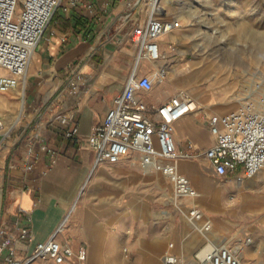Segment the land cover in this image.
<instances>
[{"label":"crops","instance_id":"0c3cea01","mask_svg":"<svg viewBox=\"0 0 264 264\" xmlns=\"http://www.w3.org/2000/svg\"><path fill=\"white\" fill-rule=\"evenodd\" d=\"M253 3L255 0H231L229 11L232 14L245 11L248 16H255L250 8ZM147 14L143 0H62L36 44L23 91L17 87L0 92V117L4 122L0 140L1 134L9 129L5 142L0 144L1 187L9 192L4 218L8 223L15 217L24 219L18 210L26 211L32 238L28 247L25 242L15 243L16 259L30 255L37 243L54 236L74 253L62 264H126L119 253L123 239L118 232L100 239L87 234L76 221L66 223L61 233L55 232L71 207L76 206L94 166L87 136L103 120L135 65L138 47L131 37L135 27L145 25ZM174 37L175 33L161 36V48ZM72 72L85 81L70 93L67 81ZM137 73L140 75L139 69ZM8 75L0 67V77ZM193 92L191 97L206 115L209 112L223 115L237 107L232 90L221 82L219 89L205 84ZM174 94V89L166 88L158 93L152 88L142 96L150 110ZM211 97L216 103L210 107L199 102V98ZM72 125L77 126V136L64 138V131ZM173 137L178 150L192 155L177 161L179 169L192 178L198 189L206 191L209 174L204 168L209 161L203 152L215 142L206 119L201 113L181 117L173 124ZM31 141L35 161L32 169L24 172L19 162ZM122 159L116 168H125ZM80 248L86 251L83 262L75 258ZM157 248L152 247L150 254L142 252L140 260L131 264H158L154 258ZM32 264L54 263L34 261Z\"/></svg>","mask_w":264,"mask_h":264},{"label":"rangeland","instance_id":"374dc122","mask_svg":"<svg viewBox=\"0 0 264 264\" xmlns=\"http://www.w3.org/2000/svg\"><path fill=\"white\" fill-rule=\"evenodd\" d=\"M230 1L159 0L162 18L178 22L172 31L175 37L162 45L161 63L157 64L167 73L158 82L157 70L142 59L140 76L153 80L152 88L158 93L174 89L173 96L184 93L194 97V88L208 84L219 89L221 82L232 90L236 105L242 92L258 90L264 85V0L251 4L255 16L245 11L232 14ZM202 103L210 107L216 102L211 97ZM122 160L125 168H116L120 161L92 166L67 224L76 221L87 234L100 239L118 232L123 239L119 253L126 264L150 254L154 246L158 247L154 258L160 264L168 244L181 259L190 261L192 253L208 239L227 245L234 254L238 251L240 257L235 256L240 264H264V167L237 184L216 177L208 162L204 192L178 167L198 196L176 199L167 179L158 173L145 174L136 155ZM8 193L0 179V228L12 222L4 218ZM192 206L209 221L208 232H201V225L187 218Z\"/></svg>","mask_w":264,"mask_h":264},{"label":"built area","instance_id":"2783aa9c","mask_svg":"<svg viewBox=\"0 0 264 264\" xmlns=\"http://www.w3.org/2000/svg\"><path fill=\"white\" fill-rule=\"evenodd\" d=\"M62 0H0V67L8 76L0 77V92H8L25 85L26 71L38 40ZM148 8L145 25L135 27L132 42L138 47L135 65L122 91L115 96L103 120L95 125L87 136V146L93 155V165L118 163L133 154L145 174L158 173L165 177L176 199H195L197 191L178 170L177 161L192 157L187 151L178 150L173 137V124L188 114H199L206 119L215 138L213 146L203 152L213 173L220 179H232L237 184L251 179L264 167V85L258 90L242 92L236 99L235 110L223 115H206L188 94L179 93L161 105L148 109L142 93L149 92L153 82L137 73L142 59L150 64L161 57L159 38L178 27V22L162 18L159 0H143ZM161 70L160 76H165ZM75 72L67 81L68 91H75L84 82ZM260 84V83H259ZM69 121V119H66ZM4 122L0 117V131ZM9 129L1 134L0 144L5 142ZM77 136V126L72 125L63 133L66 139ZM44 149V147L42 148ZM34 142L27 144L20 158V167L30 171L35 161ZM73 205L56 229L61 233L68 221ZM9 226L0 228V264H32L34 261H52L62 264L74 256L70 247L57 242L54 236L37 243L30 255L22 259L14 257L13 246L17 241L31 243L30 219L26 211L19 209ZM187 218L199 223L201 232L210 230V223L196 206L188 208ZM172 244L161 255L162 264H240L235 254L225 244H215L209 239L192 253L190 261H184L173 252ZM84 261L86 251L80 248L75 256Z\"/></svg>","mask_w":264,"mask_h":264},{"label":"bare ground","instance_id":"6f19581e","mask_svg":"<svg viewBox=\"0 0 264 264\" xmlns=\"http://www.w3.org/2000/svg\"><path fill=\"white\" fill-rule=\"evenodd\" d=\"M174 30H175V29H174ZM174 30H173V31H174ZM171 33H172V32H171ZM166 35H167V34H166ZM161 59H162V57H160L159 60H157L156 62L152 63V66L157 70V76H158V77H157V78H158L157 81H158V82H162V81L165 79V76H166V73H167V71H166V69H165V67H164L163 65H160V66L157 65L158 63H161V61H160ZM139 66H141V64H138V65H137V69L139 68ZM161 70H164V71H165V74H164L165 76H163V77L160 76V72H161ZM151 81H152L153 84H154V81H153V80H151ZM201 101H202V100H201ZM197 104H198V103H197ZM235 254L238 255V256L240 257V255L238 254V251H235Z\"/></svg>","mask_w":264,"mask_h":264}]
</instances>
